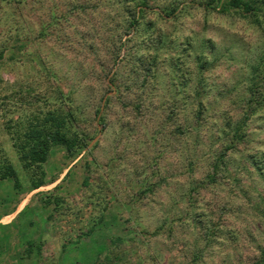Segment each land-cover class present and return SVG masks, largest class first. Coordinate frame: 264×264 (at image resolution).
<instances>
[{
    "label": "rangeland",
    "instance_id": "rangeland-1",
    "mask_svg": "<svg viewBox=\"0 0 264 264\" xmlns=\"http://www.w3.org/2000/svg\"><path fill=\"white\" fill-rule=\"evenodd\" d=\"M112 1L70 15L71 0H0V216L43 184L0 228L2 253L36 234V264L254 263L264 249V0L252 12L157 0L121 37L115 66L111 37L127 15ZM170 3L175 17L159 19ZM117 91L101 103L103 131L94 106ZM66 95L73 130L94 140L76 158L56 148L25 167L26 127L69 110ZM237 125L244 137L211 182L210 162ZM8 166L13 176L2 177Z\"/></svg>",
    "mask_w": 264,
    "mask_h": 264
},
{
    "label": "trees",
    "instance_id": "trees-1",
    "mask_svg": "<svg viewBox=\"0 0 264 264\" xmlns=\"http://www.w3.org/2000/svg\"><path fill=\"white\" fill-rule=\"evenodd\" d=\"M108 2H105V4L101 3V1L96 0H83V2H78V0H71V8L69 9V14L73 13H87V12H97L100 8L99 5H102L104 8H108L111 0H106ZM157 0H114L112 1V4L119 5L123 12L127 15V22H124L123 24L119 25V32L117 35H112V66H115L117 64L119 53H121L122 49L128 48L121 42V37L128 36L132 31L136 32L140 21L145 20L144 14L147 13V11H150L152 9L151 3L155 2ZM219 2V0H217ZM256 0H229L225 4H222L221 12L228 11L230 9H236V10H244L246 9L247 12H252L254 9V5H256ZM174 3V1L172 2ZM170 3V5L159 8L157 15L159 19H162L163 17H175V13L178 11L179 7L175 3L174 5ZM213 3H215V0H208L206 3L202 4L206 8H209L211 10L215 9ZM172 4V5H171ZM108 5V6H107ZM53 13H51V16ZM53 24V23H52ZM119 38V40H118ZM129 40V39H128ZM127 55L125 54L123 58H126ZM141 58V57H140ZM264 63V56L260 61L261 63ZM264 65V64H263ZM144 64H140L138 68H136L137 71H141L143 69ZM264 69V66H263ZM146 75L148 77V73H150V69L146 71ZM144 76V78H145ZM142 79V82L140 85L141 87L145 84V79ZM112 85L113 80H112ZM116 89H119L118 86H115ZM125 90L131 91L132 89L129 86H124ZM127 87V88H126ZM105 92H103L99 96V104L94 106V112L93 117L94 119L98 118L99 124L103 128V131L106 127L105 125V117L101 114V103L104 102V107L106 108L109 104V102L113 98H120L122 93L120 91H117V96H110L107 98L105 97ZM66 99L69 100V104L71 102L74 103V97L73 99H69L68 95H66ZM198 106H201V103H198ZM142 106V105H141ZM140 105H136V111H140L141 109ZM69 110H60V109H53L49 110L46 113H39L36 114L35 122L29 123V125L26 127L24 134L21 137V143L18 145V151L20 152V159L22 161H25L24 166L27 167L32 164H36V166H40L42 164H45L47 160L49 159L51 153L54 149L60 148L65 151V153L70 158H76V156L79 154V152L84 151L87 149L89 144L94 140L95 136H87L86 133L83 131L80 132V130H73V127L71 126L72 122H76L74 111L75 109L72 106L68 105ZM79 109L77 106L76 110ZM203 111L198 109L195 112V116L193 117L196 121L201 117ZM248 117L245 116L244 120H247ZM240 125H237L232 130V140L229 147H225L221 153L214 156L210 162V168L212 172H208L206 174V179H208L211 182H214L218 176L219 173L222 172V170H227V162H226V156H229L228 151H232L235 148V145L237 141L241 140L243 136V133H241V129H239ZM187 132L188 129H185ZM98 142H96L92 148L97 147ZM259 160V159H258ZM257 160V161H258ZM192 161H190L188 166V171H192ZM249 165L256 171L260 173V167L257 166V162H255L254 159H252V162L249 163ZM6 173L3 174L2 177L13 176L14 172L11 170V168L8 166L6 168ZM52 182H50L51 184ZM41 186H43L42 181L37 182L34 184L33 189H38ZM252 264H264V249L260 251V257L257 261H255Z\"/></svg>",
    "mask_w": 264,
    "mask_h": 264
},
{
    "label": "crops",
    "instance_id": "crops-1",
    "mask_svg": "<svg viewBox=\"0 0 264 264\" xmlns=\"http://www.w3.org/2000/svg\"><path fill=\"white\" fill-rule=\"evenodd\" d=\"M36 189H32L29 193H20L17 203L9 213L0 216V228L6 229L11 226L21 212L31 203L30 197ZM13 247L16 253H2L0 249V264H36V234L30 240L21 243L14 239ZM17 249L19 252L17 253Z\"/></svg>",
    "mask_w": 264,
    "mask_h": 264
}]
</instances>
